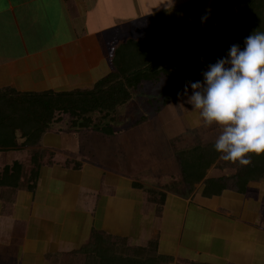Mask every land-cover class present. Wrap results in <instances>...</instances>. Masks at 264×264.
<instances>
[{
    "label": "crops",
    "instance_id": "0c3cea01",
    "mask_svg": "<svg viewBox=\"0 0 264 264\" xmlns=\"http://www.w3.org/2000/svg\"><path fill=\"white\" fill-rule=\"evenodd\" d=\"M149 2L156 10L121 18V5ZM213 6V0H0V88L89 89L111 72L118 39L153 28L175 34ZM121 21L132 34L112 37L125 30ZM186 100L181 94L160 104L151 126L137 124L145 141L129 147L130 159L108 145L120 132L108 137L62 126L31 148L0 151V179L6 166L23 164L19 186L0 184V264H79L76 251L95 230L127 238L131 247L157 241L158 253L178 263L264 264V172L240 191L235 177L245 166L220 158L207 177L227 181L221 194L204 196V184L193 192L183 184L177 151L213 143L221 131L204 126ZM134 128L126 130L135 135ZM116 143L124 149L121 139ZM34 151L44 157L31 191L33 164L25 169L24 158ZM134 183L165 193L160 212L158 196Z\"/></svg>",
    "mask_w": 264,
    "mask_h": 264
},
{
    "label": "trees",
    "instance_id": "16d2710c",
    "mask_svg": "<svg viewBox=\"0 0 264 264\" xmlns=\"http://www.w3.org/2000/svg\"><path fill=\"white\" fill-rule=\"evenodd\" d=\"M213 11L204 13L182 30L168 34L157 28L141 36H128L116 42L110 52L111 72L89 89L56 92H20L11 87L0 88V151L24 150L38 144L42 135L54 126L82 132L93 130L113 136L114 112L127 103L133 90L143 81L169 83L162 105L183 93L186 82L202 81L208 65L227 55L231 45L244 47V40L253 31L264 32V0H213ZM206 16V19L203 17ZM180 96V95H179ZM100 116L95 119L94 112ZM143 117L142 119H145ZM138 121L136 124H139ZM214 143L198 144L177 151L182 183L193 192L196 184H204L203 195H219L227 181L207 177L208 170L221 157ZM43 153H32L28 189L33 191ZM251 164L238 171L235 181L238 190L245 191L252 179L264 172V155L251 156ZM23 164L15 161L4 168L0 184L19 186ZM158 203V212L165 201V193L146 188ZM77 254L84 256V264H206L176 262L172 256L158 253V242L131 247L127 238L93 231L90 240Z\"/></svg>",
    "mask_w": 264,
    "mask_h": 264
},
{
    "label": "clouds",
    "instance_id": "9594fccd",
    "mask_svg": "<svg viewBox=\"0 0 264 264\" xmlns=\"http://www.w3.org/2000/svg\"><path fill=\"white\" fill-rule=\"evenodd\" d=\"M202 77L186 82V103L198 111L204 126L220 128L213 147L222 160L251 164L253 154L264 155V32L253 31L242 49L231 45Z\"/></svg>",
    "mask_w": 264,
    "mask_h": 264
},
{
    "label": "rangeland",
    "instance_id": "374dc122",
    "mask_svg": "<svg viewBox=\"0 0 264 264\" xmlns=\"http://www.w3.org/2000/svg\"><path fill=\"white\" fill-rule=\"evenodd\" d=\"M150 6H151V3H150V5H145V3H144V5H142V7L141 6L135 7L133 5L132 6L121 5V11L119 13H121V18H123L125 15L134 16V15L139 14V13H140V15L146 14L147 12H150V10L152 8H153V10H156L154 8V6L153 7H150ZM163 9H164L163 7L161 9L159 8V10H161V11ZM153 15H156V13L153 12ZM121 24L124 27L123 29H125V30L117 31V30H114L116 28L111 29V31L114 30L113 32L110 33V35L112 37L113 36L119 37L122 35L132 34V32L127 31V29H126L127 24H129V22L126 23V21H125V22H122ZM142 35H143V33H142ZM102 40H104L105 47L107 48L106 50L108 52V50L110 49L108 41H107V39H103V38H102ZM111 40H112V38H110V42H111ZM118 40H120V39H118ZM164 82L166 83L167 81L163 80L159 85H157V84H153L150 81H143L137 88H135L133 90L132 98L127 103L117 107L116 111L114 112V116H115L114 120L115 121L112 124L114 126L115 131H117V133L118 132H120V133L118 134V136L116 135V137L114 138L113 141L110 142V144H108L112 153L119 154V151H121V154H122L123 150H125L127 159H130L132 155L130 153H127V150L132 152V149H129V147H133V148H135V147L137 148V146L139 147V145L137 143H139L141 140H143V144H144L145 136L143 138V136L141 135V131L138 130V128H141V127L138 125L141 122L143 124V123L147 122L148 120L151 121L150 118L153 116V114L156 115L158 113L156 111L163 108L160 106V104L162 105V103H163V101L162 100L160 101V99L163 98V96L167 92L166 91V85L165 84L162 85V83H164ZM100 113L101 112H99V111L94 112L93 116L95 117V119L99 118ZM143 117H146L145 118L146 120L142 119ZM137 121H140L138 125L135 124V122H137ZM154 122H155V120H152L151 123L150 124L148 123V124L151 126L154 124ZM132 126H134L135 127L134 129L137 131L135 133V135L130 133L133 129L130 132H129L130 129L126 130ZM120 139H121V146H123L122 148H124L121 150L119 149L120 144L116 143ZM121 154H120V156H121ZM122 155H124V154H122ZM30 166H32L31 158H29V156L28 157L26 156V158H24V167H25V169H27ZM81 258H82V260L80 261L79 264H84V256H82Z\"/></svg>",
    "mask_w": 264,
    "mask_h": 264
}]
</instances>
